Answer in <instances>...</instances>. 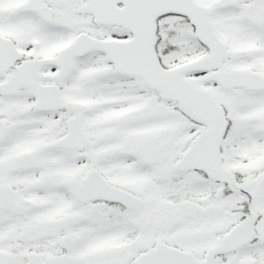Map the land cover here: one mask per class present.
Listing matches in <instances>:
<instances>
[{
	"label": "snow or ice",
	"instance_id": "obj_1",
	"mask_svg": "<svg viewBox=\"0 0 264 264\" xmlns=\"http://www.w3.org/2000/svg\"><path fill=\"white\" fill-rule=\"evenodd\" d=\"M0 264H264V0H0Z\"/></svg>",
	"mask_w": 264,
	"mask_h": 264
}]
</instances>
